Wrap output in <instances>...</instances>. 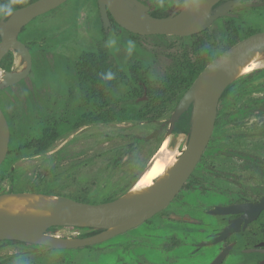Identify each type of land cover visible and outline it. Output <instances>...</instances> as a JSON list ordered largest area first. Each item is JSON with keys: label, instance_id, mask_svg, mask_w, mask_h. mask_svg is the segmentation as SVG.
<instances>
[{"label": "flooded vegetation", "instance_id": "1", "mask_svg": "<svg viewBox=\"0 0 264 264\" xmlns=\"http://www.w3.org/2000/svg\"><path fill=\"white\" fill-rule=\"evenodd\" d=\"M67 1L69 0H66V3ZM140 1L148 5V12L154 17L172 14L153 7L149 0ZM226 1L228 0H220L218 3ZM263 1L238 0L237 4L228 10L235 15L221 16L211 23V25L216 23V36L213 38L205 35L211 25L198 33L187 36L135 33L116 22L109 11H107L109 25L106 28L98 0H95L98 28L91 43L80 46L72 56L55 51V49L63 47L58 41H62L65 34L68 33L66 31L61 35L57 34L45 45L46 49L51 52L53 61L48 68L46 77L48 89L45 100L46 107L43 114L41 113L40 116L36 114L37 121L44 115L51 120L52 116L57 115H83L86 113L99 115L106 110L112 112L117 103L115 97L117 83H131V85L136 83L138 94L134 96V101H147L149 96L145 83L155 81V79H151L156 76L151 73V70L156 67L155 59L158 54L155 50L158 49L156 44L146 43L145 37L172 35L184 40L177 50V54L181 58V60L177 59V67L184 71L187 70L194 76L197 68H201L200 72L212 59L237 41L264 30L263 28L255 32L243 33V24L238 20L241 12L249 10L244 18L248 19V23H253V19L259 16L258 8L264 4L246 6L243 3ZM77 6L72 5L65 14L66 20L72 25L76 20L77 9H79ZM58 7L54 8L52 12ZM179 10L177 9L173 13L175 14ZM47 13L49 11L45 14ZM231 18L236 19L237 23ZM221 20L223 21L222 27H219L218 23ZM242 22L244 23V21ZM21 31L22 29L18 38L28 46L33 61V46L25 42L27 39H21L23 34ZM48 33L51 34L53 31ZM113 33L118 37V44L116 48L110 49L105 46V41L108 39L107 35L111 36ZM129 39L136 44L131 55H128L125 50L126 42ZM11 67L10 69L3 67L1 69L2 71L13 70ZM108 70L115 73V79L104 81L99 74ZM263 72V69H254L252 73H248V77L259 76ZM198 73L192 77L189 85L185 84L183 89L179 88V79H172L171 82L179 85V89L176 88L175 92L167 97L169 102L175 100L172 112ZM145 77L147 78L145 79ZM133 88L135 87L132 86ZM228 92L229 89L221 94L222 97L220 96L218 102L219 110H221L222 101ZM0 105L3 107L2 102ZM218 106L216 120L219 113ZM165 109L164 107L159 111H153V114L163 115ZM2 111L9 125L7 114L4 109ZM191 112L192 105H189L179 120L182 116H190ZM251 113L264 115V99H250L247 103L228 112L227 115L239 119L247 117ZM79 126H73L71 129H76ZM40 127L42 126L37 125L36 129ZM213 132L201 157L176 194L162 209L142 222L103 241L76 248H50L43 244L13 239L0 240V248L10 246L16 250V246H38L48 255L46 264H264V124L256 125L252 131L246 130L244 125H239L236 136L230 133L222 135L220 140L213 138ZM25 143L18 145L17 148L19 149ZM46 149L31 154H24L23 150L19 149L21 153H15L13 157L35 156ZM8 155L9 146L5 159ZM116 160L115 162L118 163L119 159ZM167 175L168 173L159 179H165ZM29 192H47L46 194L68 197L55 192L48 193V191L29 190ZM69 198L87 203H100L117 197L108 196L101 200H85L81 197ZM102 231H104L103 228L91 225L53 224L47 227L45 232L58 238L76 239ZM70 250L73 251L70 252ZM2 252L4 249L0 250V264H16L18 260L21 262L27 260V257L20 255L17 250L14 252L8 250L7 253L10 255L5 256Z\"/></svg>", "mask_w": 264, "mask_h": 264}, {"label": "rangeland", "instance_id": "2", "mask_svg": "<svg viewBox=\"0 0 264 264\" xmlns=\"http://www.w3.org/2000/svg\"><path fill=\"white\" fill-rule=\"evenodd\" d=\"M11 1L0 0V18L8 12L6 9L11 5ZM149 1L153 7L173 13L189 0ZM94 4L95 0H69L67 3L65 1L64 4L57 6L54 12L52 9L47 14H41L30 24L27 32L29 36L25 42L31 44L34 41L40 44L33 47L31 70L19 82L0 89V99L10 128L9 155L0 166V193L12 187L14 190L20 188L27 191L55 192L85 200H101L108 196L118 197L134 183L155 155H172L177 159L186 147L188 131H177L166 135L170 114L175 104V100H171L166 103L164 114L157 120L90 122L76 129L64 131L39 155L13 157L15 153H21L17 146L22 145L34 135L38 125L36 114L40 116L46 107L48 91L46 77L53 59L45 45L51 38L66 31L68 33L62 41H58L63 47L55 51L72 56L80 46L91 43L98 28ZM72 5L79 6L74 25L70 24L65 17ZM258 10L259 15H264V6L259 7ZM248 11L241 12L238 18L244 27L242 32L246 33V30L251 27L264 28V18H262L264 16L257 22H247L248 19L244 17ZM222 22V20L219 21V27H222ZM215 24H212L205 32L207 37L216 36ZM50 31L53 33H48ZM109 36L107 35L108 38ZM144 41L149 45L156 44L158 49H154L158 57L155 59L156 67L151 70V73L156 76L151 79H156V83L164 85L173 81V78H177L180 80L179 88L183 89L193 77L187 70L177 67V59L181 60L177 50L184 40L165 35L164 37H145ZM261 52L263 58L262 65L259 67L264 71V50ZM12 53L11 68L24 69L25 61L17 51ZM1 68L2 66H0V81L3 72ZM248 75L234 78L228 85L229 92L222 101V108L219 110L214 127V139L220 140L222 135L230 133L236 136L239 125H244L246 130L252 131L256 125L264 124V115L260 113H251L239 119L227 115L228 112L247 103L250 99H264V72L259 76L248 77ZM131 88V83L117 84L115 109L130 99L126 97V93ZM142 103H139L140 105L130 103L122 107L133 111L137 110ZM188 119L189 116H184L179 122ZM165 139L168 140L166 148L160 150ZM116 159H119L118 163L115 162ZM155 181L153 180L154 183ZM15 248L20 255L27 257V264L47 263L48 255L38 246L22 245ZM2 249H4L2 252L4 256L10 255L7 253L8 250L16 251L10 246L0 248Z\"/></svg>", "mask_w": 264, "mask_h": 264}, {"label": "water", "instance_id": "3", "mask_svg": "<svg viewBox=\"0 0 264 264\" xmlns=\"http://www.w3.org/2000/svg\"><path fill=\"white\" fill-rule=\"evenodd\" d=\"M66 0H34L8 11L0 18V60L9 50L19 53L26 65L22 70H4L0 89L13 85L26 77L32 66L28 46L18 38L22 27ZM189 0L177 13L154 17L148 5L140 0H98L105 27L109 25L107 11L116 22L139 34H173L187 36L198 33L218 17L235 14L228 10L238 0ZM260 6L263 2L243 3ZM264 50V30L242 38L212 59L194 78L180 97L170 115L166 135L173 132L181 114L192 105L189 116L188 141L177 163L163 180L155 183L144 194L132 198L119 197L100 203H87L55 195L56 201L47 207L45 218L0 214V240L13 239L50 248H76L91 245L123 232L162 209L188 178L201 157L214 129L217 106L221 94L230 84L233 70L252 51ZM10 140L7 119L0 108V165L4 161ZM24 192H7L19 194ZM53 224L91 225L104 229L101 233L83 238H58L45 231Z\"/></svg>", "mask_w": 264, "mask_h": 264}, {"label": "trees", "instance_id": "4", "mask_svg": "<svg viewBox=\"0 0 264 264\" xmlns=\"http://www.w3.org/2000/svg\"><path fill=\"white\" fill-rule=\"evenodd\" d=\"M34 0H12L11 5L6 9V11L12 10L17 7H21L23 5H26ZM264 15H259L258 17L256 16L253 20L254 22H257L261 19V17ZM38 17V16H37ZM36 17V18H37ZM34 18V19H36ZM264 18V17H262ZM33 19V20H34ZM234 20L235 23H237V20L234 18H231ZM32 20V21H33ZM30 21L28 24H26L22 28V35L21 39L25 40L28 38V30L30 27L31 22ZM244 29V27H242ZM263 28H256V27H251L250 29L246 30V33L250 32H255L257 30H261ZM33 47L40 46V44H37L36 42L32 41L30 44ZM13 60V55L12 52L9 51L1 60H0V66H2L4 69H10L11 63ZM201 68H197L194 76L196 73L199 72ZM92 76V74H91ZM193 76V77H194ZM119 80V77H118ZM155 81L147 82L145 85L147 86V91H148V96L149 99L147 101H142V105L137 108V110H131L126 109L125 105H128L130 103H133L134 105L141 104V102H135L134 101V96L138 94L137 92V87L138 85L135 83H132L131 86L135 88L128 89L126 93V97H130L129 100L121 103L120 107L112 110V112H109V110H106V112H103L99 115H94L90 113H86L83 115H57V116H52L51 120L47 116H41L39 117V120L37 121L38 125H41L42 127L36 129L34 132V135L31 136L23 145L22 147H19V149L23 150L24 154H31V153H37L41 152L44 149H46L56 138H58L64 131L71 129L73 126H79V125H84L88 124L90 122L94 121H100L103 123H110V122H115V121H125V120H140V119H146V120H157L161 118V114H153V111H159L164 106L166 105L168 101L167 97L175 92L176 88H178L179 85L177 83L171 82L170 84H164V85H159ZM190 81L188 82L187 85H189ZM119 84V83H117ZM140 87V86H139ZM229 86L225 89L224 92L228 91ZM223 92V93H224ZM222 97V96H221ZM171 101V100H170ZM1 102V101H0ZM139 104V105H140ZM1 106V105H0ZM2 109H4L1 106ZM220 108V105L218 106V110ZM184 117V116H182ZM181 117V119H182ZM180 119V120H181ZM179 120V121H180ZM177 122L174 126L173 132L177 131H183L187 132L189 128V119L188 120H183L181 122ZM217 122V120H216ZM158 130L155 131V134H157ZM118 161V160H116ZM4 164V162L1 164V166ZM20 192L23 191L19 188L14 190V188H9L6 192ZM34 191V190H33ZM2 193V192H1ZM47 193V192H44Z\"/></svg>", "mask_w": 264, "mask_h": 264}, {"label": "bare ground", "instance_id": "5", "mask_svg": "<svg viewBox=\"0 0 264 264\" xmlns=\"http://www.w3.org/2000/svg\"><path fill=\"white\" fill-rule=\"evenodd\" d=\"M262 58L263 54L261 51L255 50L250 52L235 66L232 77L238 78L252 72L255 68L262 65ZM167 143L168 140L165 139L160 150L166 148ZM176 163L177 159L175 156L155 155L148 167L134 181L130 189L123 194V197L132 198L144 194L154 184L153 180H158L164 174L169 173L175 167ZM55 201V195H46V193L41 192L26 191L19 194L0 193V214L45 218L49 215L47 207Z\"/></svg>", "mask_w": 264, "mask_h": 264}, {"label": "clouds", "instance_id": "6", "mask_svg": "<svg viewBox=\"0 0 264 264\" xmlns=\"http://www.w3.org/2000/svg\"><path fill=\"white\" fill-rule=\"evenodd\" d=\"M117 44H118V37L114 33L105 41V46L107 48H110V49L116 48ZM135 47H136V44L133 40L129 39L126 42L125 50L128 53V55H131L133 53ZM99 75H100V78L104 81H111V80L115 79V73L112 72L111 70H108L106 72H102ZM16 264H27V262L26 261L21 262L18 260L16 262Z\"/></svg>", "mask_w": 264, "mask_h": 264}]
</instances>
